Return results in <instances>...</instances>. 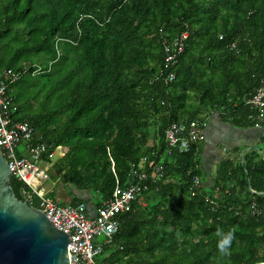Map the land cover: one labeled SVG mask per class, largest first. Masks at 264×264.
Listing matches in <instances>:
<instances>
[{
    "label": "trees",
    "instance_id": "1",
    "mask_svg": "<svg viewBox=\"0 0 264 264\" xmlns=\"http://www.w3.org/2000/svg\"><path fill=\"white\" fill-rule=\"evenodd\" d=\"M185 30L165 65L162 39ZM3 69L24 71L8 90L12 119L29 122L46 154L67 148L49 178L94 192L96 207L115 185L110 158L123 187L142 157L162 167L97 262L264 264V137L227 151L207 184L200 142L170 153L164 142L169 123L213 113L254 128L246 101L264 81V0H0ZM11 186L22 198V182ZM218 230L234 234L226 254Z\"/></svg>",
    "mask_w": 264,
    "mask_h": 264
},
{
    "label": "built area",
    "instance_id": "2",
    "mask_svg": "<svg viewBox=\"0 0 264 264\" xmlns=\"http://www.w3.org/2000/svg\"><path fill=\"white\" fill-rule=\"evenodd\" d=\"M188 38V31H182L174 36L170 42L162 39L165 65H172L183 52L184 43ZM24 71L3 69L0 72V150L11 172V177L22 182V198L30 205L36 202L38 208L54 227L69 236L67 252L69 264H101L96 261L103 252V248L112 243L114 235L119 229L118 217L132 211L134 202L143 204V194L148 190V182L162 176V167L155 162H148V157H142L135 167L130 165V181L126 186H120L113 170L110 158V169L114 175L115 185L110 198L103 201L94 209L93 215L88 214L87 207L82 204L59 205L45 194L42 182L49 179V171L56 152L60 147L47 153V145L36 141V133L27 121H14L11 117V99L9 87L16 82ZM174 78L173 72L166 75L165 81ZM246 104L253 111L254 128L264 126V81L260 83ZM205 120H182L171 122L164 130V142L167 153L172 149L186 152L191 145L202 142L205 135L203 128ZM106 146V145H105ZM18 147H21L18 150ZM107 148V146H106ZM20 151L21 155H18ZM46 154L48 160L42 155ZM41 164V165H37ZM143 164L148 165L149 171L141 170ZM193 186L198 184L196 177Z\"/></svg>",
    "mask_w": 264,
    "mask_h": 264
},
{
    "label": "water",
    "instance_id": "3",
    "mask_svg": "<svg viewBox=\"0 0 264 264\" xmlns=\"http://www.w3.org/2000/svg\"><path fill=\"white\" fill-rule=\"evenodd\" d=\"M68 243L66 233L14 193L0 150V264H69Z\"/></svg>",
    "mask_w": 264,
    "mask_h": 264
},
{
    "label": "crops",
    "instance_id": "4",
    "mask_svg": "<svg viewBox=\"0 0 264 264\" xmlns=\"http://www.w3.org/2000/svg\"><path fill=\"white\" fill-rule=\"evenodd\" d=\"M205 135L202 142L198 146V156L200 158L199 168L202 172L204 183L207 184L214 178L212 169L216 166L220 159L227 151L233 148H240L247 151L251 147L260 143V138L264 137V128H235L229 123L219 121L216 114L213 113L205 120L203 128ZM62 149L58 157H62L67 148L57 146ZM66 150L64 151V149ZM51 179V178H50ZM53 180V179H52ZM53 186L47 189L49 197L53 198L59 205H70L73 197L82 198L86 204L88 214L93 215L96 208V196L92 191H78L70 186L62 185L57 179L52 182ZM70 187V188H68ZM52 194L53 196H50Z\"/></svg>",
    "mask_w": 264,
    "mask_h": 264
},
{
    "label": "clouds",
    "instance_id": "5",
    "mask_svg": "<svg viewBox=\"0 0 264 264\" xmlns=\"http://www.w3.org/2000/svg\"><path fill=\"white\" fill-rule=\"evenodd\" d=\"M217 235L220 237L218 240V249L222 254H226L234 234L231 231L224 232L223 230H218Z\"/></svg>",
    "mask_w": 264,
    "mask_h": 264
},
{
    "label": "rangeland",
    "instance_id": "6",
    "mask_svg": "<svg viewBox=\"0 0 264 264\" xmlns=\"http://www.w3.org/2000/svg\"><path fill=\"white\" fill-rule=\"evenodd\" d=\"M155 140H156V142H157V138H155ZM20 148H21V147H18V150H19ZM65 150H66V148L64 149V151H65ZM262 153H263V154H262ZM260 154L262 155V158H263V157H264V152L262 151V152H260ZM58 156H59V152L57 151L56 154H55V156H54V158H53V161H54L55 159H57ZM263 159H264V158H263ZM37 165H41V164H37ZM212 170H213L212 173H214L215 170H216V166H214ZM52 182L54 183V180H52V179H50V178H49L48 180H45L44 182H42V188L44 189L45 194H46L47 196H49L48 193H47V189H49V187H51V185L53 186ZM96 199L99 200L98 196H97ZM96 201H97V200H96Z\"/></svg>",
    "mask_w": 264,
    "mask_h": 264
}]
</instances>
